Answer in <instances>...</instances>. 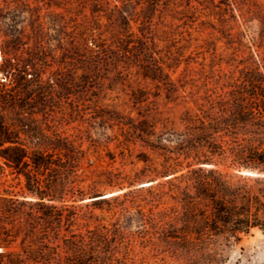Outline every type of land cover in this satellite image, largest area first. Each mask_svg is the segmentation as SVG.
<instances>
[{
  "label": "rangeland",
  "instance_id": "rangeland-1",
  "mask_svg": "<svg viewBox=\"0 0 264 264\" xmlns=\"http://www.w3.org/2000/svg\"><path fill=\"white\" fill-rule=\"evenodd\" d=\"M256 69L264 0H0V254L15 260L0 264H68L51 249V205L111 231L86 264H264L257 228L185 252L167 238L180 205L160 196L198 168L264 178L196 164L178 140L188 114L251 90Z\"/></svg>",
  "mask_w": 264,
  "mask_h": 264
},
{
  "label": "trees",
  "instance_id": "trees-1",
  "mask_svg": "<svg viewBox=\"0 0 264 264\" xmlns=\"http://www.w3.org/2000/svg\"><path fill=\"white\" fill-rule=\"evenodd\" d=\"M119 48L125 56L130 52L123 45ZM253 73L256 78H247L244 85V89L252 87L251 90L235 93L228 100H211L208 107L201 106L200 114L186 116L187 127L178 136L186 158L193 157L196 164L219 166L230 162V167L236 169L264 171V74L259 69ZM167 185L168 190L160 196H169L180 205L177 220L183 224L167 238L180 240L185 252L204 251L215 237L239 241L252 229L264 232V178L247 179L215 168H198L171 178ZM37 196L42 197L40 192ZM119 200L118 196L115 201ZM120 206L127 210L125 204ZM48 211L52 252L63 249L68 254V264H86L90 252H101V245L109 242L108 229L81 231V218L71 207L51 205ZM63 230L66 234L61 237ZM0 257L15 261L13 254L2 253ZM32 261L38 264L39 256ZM16 264H27L26 258L16 254Z\"/></svg>",
  "mask_w": 264,
  "mask_h": 264
},
{
  "label": "water",
  "instance_id": "water-1",
  "mask_svg": "<svg viewBox=\"0 0 264 264\" xmlns=\"http://www.w3.org/2000/svg\"><path fill=\"white\" fill-rule=\"evenodd\" d=\"M244 175H247V176H255L256 174L253 171H245L244 172ZM105 199H107V198H105ZM97 200H100V199H97V198L96 199H93V201H97Z\"/></svg>",
  "mask_w": 264,
  "mask_h": 264
},
{
  "label": "bare ground",
  "instance_id": "bare-ground-1",
  "mask_svg": "<svg viewBox=\"0 0 264 264\" xmlns=\"http://www.w3.org/2000/svg\"><path fill=\"white\" fill-rule=\"evenodd\" d=\"M145 186V185H144ZM107 196V195H106ZM109 197H112V196H109ZM109 197H106V198H109ZM3 251L1 248H0V252Z\"/></svg>",
  "mask_w": 264,
  "mask_h": 264
}]
</instances>
